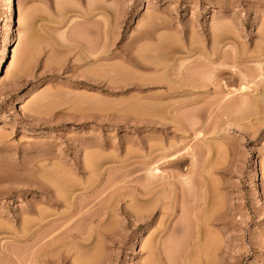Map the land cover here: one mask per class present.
<instances>
[{
	"label": "rangeland",
	"instance_id": "rangeland-1",
	"mask_svg": "<svg viewBox=\"0 0 264 264\" xmlns=\"http://www.w3.org/2000/svg\"><path fill=\"white\" fill-rule=\"evenodd\" d=\"M0 264H264V0H0Z\"/></svg>",
	"mask_w": 264,
	"mask_h": 264
}]
</instances>
